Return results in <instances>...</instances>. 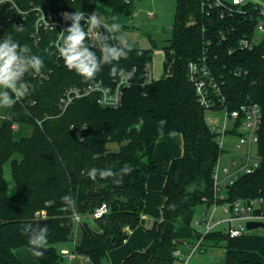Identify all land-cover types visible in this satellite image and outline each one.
Listing matches in <instances>:
<instances>
[{
    "label": "trees",
    "instance_id": "16d2710c",
    "mask_svg": "<svg viewBox=\"0 0 264 264\" xmlns=\"http://www.w3.org/2000/svg\"><path fill=\"white\" fill-rule=\"evenodd\" d=\"M15 1L22 8L31 3L42 4L48 10L70 13L90 11L96 3H102L111 6L113 12L126 14L131 13L133 2ZM250 6L247 3L243 8ZM207 9L208 14L202 0H176L170 36L162 47L163 74L158 78H149L146 69L156 43L152 41L149 48L127 44L131 49L129 58L121 60L119 66L127 71L135 69V75L123 88L118 107L101 106L98 95L92 93L74 100L62 111L58 99L65 87L97 80L110 86V66H104L95 80L85 81L46 50L54 31L41 30L40 40L35 42L31 36L34 13L27 15L17 31L5 8H0V36L11 35L21 45H29L32 53L43 59L42 72L47 76L40 81L32 73L27 74L28 95L9 108L0 123V264H24L14 249L30 248L28 236L21 231L25 225L47 226L49 230L43 257H35L40 264H64L61 248L58 250L56 245L73 241L76 226L81 236L72 252L87 258L90 264H100L109 250L120 246L127 231L141 220L147 176L156 171L153 149L162 137L157 131L160 120L167 121L164 135L181 134L183 152L169 161L165 171L160 190L164 198L161 218L154 230L147 228L150 243L143 250L127 254L122 263L172 264L173 251L197 238L191 226L195 207L211 201L214 166L223 151L203 118L204 108L198 104L186 73L187 63L203 54L222 87L224 106L238 109L250 100L260 106L262 113L257 143L260 164L226 189V200L264 191V37L253 49L241 50L236 46L237 40L244 34H254L257 17L225 13L220 16L221 7ZM93 50L99 55L97 49ZM235 69L245 73L234 75ZM13 123L18 128L32 129L29 134L19 133L16 137ZM7 162L15 187L12 194L8 193L4 176ZM124 164L131 165L133 171L124 175L120 184L114 183V178L98 177L93 181L88 176L93 167L119 173ZM64 196L74 199L73 209L65 208ZM102 203L106 211L95 216ZM204 240L212 245L222 243L223 264H264L263 234L247 232L229 237L214 231Z\"/></svg>",
    "mask_w": 264,
    "mask_h": 264
},
{
    "label": "built area",
    "instance_id": "2783aa9c",
    "mask_svg": "<svg viewBox=\"0 0 264 264\" xmlns=\"http://www.w3.org/2000/svg\"><path fill=\"white\" fill-rule=\"evenodd\" d=\"M75 1V0H70ZM128 1V0H127ZM247 3L251 6L243 8ZM207 5V6H205ZM202 6L208 14V9L211 6L221 7L220 16L223 14L243 15L249 17H257L254 25V34H244L238 38L236 46L241 50H251L254 45L261 42L264 37V8L258 3H252L244 0H202ZM0 8H5L8 13L9 22L15 27H22L27 19V15L32 12L34 18V30L31 36L36 41L40 40V31H54L55 36L50 38L47 43V51L53 54L56 58L60 57L58 45L61 41L60 31L70 26V21H65L62 14L69 12L68 10H48L42 4H30L27 8H22L15 0H0ZM85 14V17L90 13L88 10H78ZM70 13V12H69ZM152 16V12H148ZM55 24L54 30L51 25ZM105 26V25H104ZM88 25L86 24V30ZM106 27V26H105ZM4 37L0 36V40ZM90 43L91 37H89ZM127 42V41H126ZM128 44V42H127ZM64 62V61H63ZM147 76L149 77V64H147ZM125 70V69H124ZM127 71V70H125ZM186 73L188 81L194 89L198 104L204 109L223 108L225 110V119L221 125H213L211 131L216 135V140L220 146L221 137L228 131H234L237 134L235 141L236 148L244 149L245 155L242 157H234L228 167H223L224 176L219 178L218 161L214 166L213 171V196L209 203L204 204V210L198 216H194L191 226L195 231L197 238L187 245L189 252L185 253L182 248H177L173 251L174 260L172 264H188L192 254L202 244L205 235L214 231H222L229 237H237L251 231L247 228L248 222H261L264 225V191L247 198H236L235 200H226V189L232 185L239 176L249 174L258 168L261 156L257 151L258 131L262 121V113L260 106L252 101H246L240 105L238 109L228 110L224 106L225 97L222 94V87L210 69L206 55H202L196 60H190L187 63ZM234 75H242L245 72L240 69L233 70ZM40 81L47 78L46 74L36 75ZM128 84H121L119 77L113 79L112 85L104 86L101 80L93 81L83 85H69L61 92L58 105L61 110H65L74 100L85 97L89 94L96 93L97 101L103 107L116 108L121 104L123 88ZM101 87L112 89L109 97L102 96ZM232 121V128L228 127V121ZM40 123V122H38ZM13 129L18 128L17 123L12 124ZM221 147V146H220ZM252 149L253 153H252ZM219 159V158H218ZM106 211L104 203L96 209L94 215L100 216ZM220 212V215L217 214ZM42 215H45L44 213ZM75 220L79 221L78 215L74 216ZM262 228V227H258ZM264 229V228H262ZM125 239L123 240V242ZM63 257H72L74 253L67 249H61Z\"/></svg>",
    "mask_w": 264,
    "mask_h": 264
},
{
    "label": "clouds",
    "instance_id": "9594fccd",
    "mask_svg": "<svg viewBox=\"0 0 264 264\" xmlns=\"http://www.w3.org/2000/svg\"><path fill=\"white\" fill-rule=\"evenodd\" d=\"M65 21H70V26L60 31L61 41L58 52L64 61L65 67L75 71L85 81L95 80L104 66H110L109 75L115 79L119 77L121 84H128L135 75V69L125 71L119 66L121 60H127L131 49L126 38L121 32L119 24L104 27L102 13L93 11L87 17L82 11L64 12ZM83 22V23H82ZM87 24V30L84 25ZM51 27L55 30L56 25ZM17 27V31H20ZM91 37V43H89ZM115 41V43H113ZM99 55H97V51ZM44 68L43 59L32 53L29 45H21L11 35L0 40V108H11L29 93V85L25 76L30 73L41 74ZM102 96L109 97L112 89L101 87ZM158 133L164 135L166 120H160ZM139 131V126H137ZM133 171L129 164H124L119 173L111 169L91 168L88 176L93 181L97 178L104 180L114 178L113 182L120 184L123 176ZM118 177V178H117ZM66 209H73L75 201L69 196L62 197ZM21 231L28 236L29 251L35 257H43L45 246L48 243V228L25 225Z\"/></svg>",
    "mask_w": 264,
    "mask_h": 264
},
{
    "label": "rangeland",
    "instance_id": "374dc122",
    "mask_svg": "<svg viewBox=\"0 0 264 264\" xmlns=\"http://www.w3.org/2000/svg\"><path fill=\"white\" fill-rule=\"evenodd\" d=\"M229 1V0H225ZM252 3H258L264 8V0H244ZM176 7V0H133L131 4V13L126 14L124 11L113 12L112 7L102 3H96L92 10L102 13V20L106 27L112 24H119L121 26V32L126 38L130 47H142L149 48L152 46V41L156 43L153 46L152 60L149 64V78H158L163 74L162 61L163 52L162 47L167 44V39L170 36V28L174 22V12ZM148 12H152L153 15L149 16ZM9 108H0V123L8 114ZM203 118L209 127L213 125H221L225 119V110L223 108L217 109H204ZM232 121H228V127L232 128ZM31 126H19L15 130V136L18 134H29ZM237 134L234 131L226 132L220 139V146L222 153L219 157V178L224 176L223 167H228L232 158L242 157L245 155L244 149L236 148L235 141ZM252 149V153H253ZM4 176L8 182V193L12 194L15 190L14 183L10 174L9 163L4 165ZM204 204H198L195 207L194 216H198L204 210ZM220 215V212L217 216ZM137 238L135 244L142 246L147 240L145 231L142 229L137 230ZM249 233L263 234L264 229L254 228ZM81 233L78 226L74 231V240L63 244H57L56 247L59 250L61 247L68 248L71 252L73 244L77 243L80 239ZM185 253L189 252L187 246H183ZM122 250H117L113 253V256H104L101 258L100 264H121ZM25 251L27 255L32 258L36 264V260L26 247H17L14 249V253L25 264H32L27 258H25ZM108 253V252H107ZM224 261V248L221 244L212 245L210 242H202L198 249L192 254L188 264H223ZM64 264H90V262L83 259V256L74 254L72 257H64Z\"/></svg>",
    "mask_w": 264,
    "mask_h": 264
},
{
    "label": "crops",
    "instance_id": "0c3cea01",
    "mask_svg": "<svg viewBox=\"0 0 264 264\" xmlns=\"http://www.w3.org/2000/svg\"><path fill=\"white\" fill-rule=\"evenodd\" d=\"M182 152H183V146H182V137L180 133L167 134L162 136L159 140L156 141L153 149V159L156 164V171L147 176V180H146L147 192L144 199L140 223L135 228L129 229L127 231L128 232L127 238L120 246L108 251L107 255L109 257L113 256V253L116 252L117 250H120V248H123L124 250H122V257H121V264H123L122 263L123 258L127 254H129L134 250H143L148 246V244L151 241V238L148 234L147 228H151L153 221H158L161 218V206L164 198L161 195L160 190L163 186V182L165 179V171L168 168L169 161L175 157H179L182 154ZM139 229L145 231V234L147 236V240L142 244V246H138L135 244V240L138 235L136 232ZM61 249L68 250V248H65V246L61 247ZM30 254L32 255L31 252ZM33 257L35 258V256ZM25 258H27L32 264H36L32 258L30 259L26 251H25ZM83 259L86 261L88 260L85 257H83ZM38 264L40 263L38 262Z\"/></svg>",
    "mask_w": 264,
    "mask_h": 264
},
{
    "label": "water",
    "instance_id": "95a60500",
    "mask_svg": "<svg viewBox=\"0 0 264 264\" xmlns=\"http://www.w3.org/2000/svg\"><path fill=\"white\" fill-rule=\"evenodd\" d=\"M156 222L157 221H153V223L151 225V229L154 230L156 228ZM259 226L264 228V225L261 222H248L247 223V228L248 229H254V228H257ZM174 242H179V241L175 240Z\"/></svg>",
    "mask_w": 264,
    "mask_h": 264
}]
</instances>
